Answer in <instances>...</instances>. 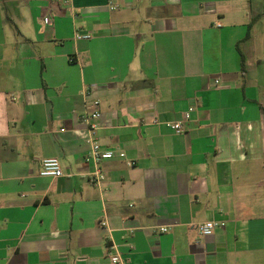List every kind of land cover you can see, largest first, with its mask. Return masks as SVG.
<instances>
[{
  "label": "crops",
  "instance_id": "1",
  "mask_svg": "<svg viewBox=\"0 0 264 264\" xmlns=\"http://www.w3.org/2000/svg\"><path fill=\"white\" fill-rule=\"evenodd\" d=\"M72 10L0 0V264H112V244L125 264H264V0ZM86 92L99 143L135 162L103 161L101 186ZM46 158L63 177L40 176ZM208 220L225 228L201 237Z\"/></svg>",
  "mask_w": 264,
  "mask_h": 264
},
{
  "label": "built area",
  "instance_id": "2",
  "mask_svg": "<svg viewBox=\"0 0 264 264\" xmlns=\"http://www.w3.org/2000/svg\"><path fill=\"white\" fill-rule=\"evenodd\" d=\"M65 3L69 9L72 10V0H56ZM111 9L115 10L116 7L111 5ZM76 17V15L74 14ZM45 25H52L53 18L48 16L43 20ZM220 24H217V27H220ZM92 35L89 33H81L77 31L75 33V40H91ZM219 81H216L215 84L219 85ZM84 110L80 114L79 119L82 125H84L88 132V137L86 139V144L89 146L88 153L85 157V163L87 165H92L93 167V180L97 186H101L106 177L102 170V163L105 160H110L115 157L124 159L127 163V166L133 167L135 162L126 158V154L123 151H114L111 149H105L97 140L96 132L101 128L100 121L102 119V112L100 110V101L98 99L91 98L90 93H84ZM194 108H189L186 111L181 121L167 124L175 134L182 135L186 133L185 124L191 120L192 113ZM40 176L45 178H61L64 176L61 162L58 158H46L41 161V171ZM225 228V223L215 220H208L197 226V232L201 237H209L215 233L218 229ZM160 233H166L169 231L168 228L162 227L159 229ZM109 258L112 264H125V261L119 255L117 247L112 244L109 251Z\"/></svg>",
  "mask_w": 264,
  "mask_h": 264
}]
</instances>
